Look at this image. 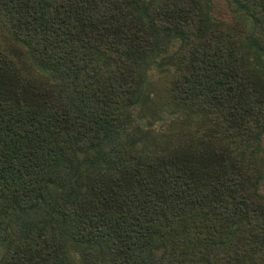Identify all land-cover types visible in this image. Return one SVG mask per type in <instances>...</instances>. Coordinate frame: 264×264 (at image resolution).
<instances>
[{"label":"trees","instance_id":"16d2710c","mask_svg":"<svg viewBox=\"0 0 264 264\" xmlns=\"http://www.w3.org/2000/svg\"><path fill=\"white\" fill-rule=\"evenodd\" d=\"M226 1L251 32L214 0H0V264H264V0Z\"/></svg>","mask_w":264,"mask_h":264},{"label":"rangeland","instance_id":"374dc122","mask_svg":"<svg viewBox=\"0 0 264 264\" xmlns=\"http://www.w3.org/2000/svg\"><path fill=\"white\" fill-rule=\"evenodd\" d=\"M214 10L215 14L214 16L218 18V21L224 20L226 22H229L231 20H234L237 22L243 29H245L248 32H251L252 29V24L250 19H248L247 16H243L242 14H232L231 8L229 7V3H227L226 0H214ZM253 60V58H252ZM260 68V67H258ZM161 73L157 68H153L151 72L149 73L150 80L148 81V87L146 91L149 88V84L151 83H156V81L160 80ZM163 118L162 117H152L145 112H143V117L140 118L142 127L145 130H150L156 134L159 132L166 131L169 127V122L177 118L174 113H171L172 111L167 110L163 111ZM1 253V252H0Z\"/></svg>","mask_w":264,"mask_h":264}]
</instances>
